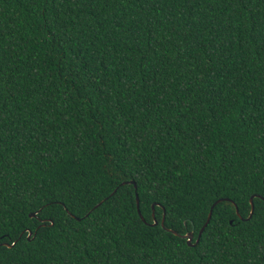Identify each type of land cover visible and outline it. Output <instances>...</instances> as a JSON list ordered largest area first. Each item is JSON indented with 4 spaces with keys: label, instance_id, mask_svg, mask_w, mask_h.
I'll use <instances>...</instances> for the list:
<instances>
[{
    "label": "trees",
    "instance_id": "obj_1",
    "mask_svg": "<svg viewBox=\"0 0 264 264\" xmlns=\"http://www.w3.org/2000/svg\"><path fill=\"white\" fill-rule=\"evenodd\" d=\"M253 195L264 0H0V264H264Z\"/></svg>",
    "mask_w": 264,
    "mask_h": 264
},
{
    "label": "water",
    "instance_id": "obj_2",
    "mask_svg": "<svg viewBox=\"0 0 264 264\" xmlns=\"http://www.w3.org/2000/svg\"><path fill=\"white\" fill-rule=\"evenodd\" d=\"M125 183H132V182H125ZM132 184H134V183H132ZM134 185H135V184H134ZM256 196L261 198V196H259V195H253V196L251 197V199H250V204H251V212H250V215H251L252 210H253V200H254V198H255ZM136 199H137V208H138L139 215L141 216V218H142L143 221H146L144 215L142 214L141 208H140V197H139V195L137 196V194H136ZM221 201H231V202H233V203L235 204V206H236V209H237V213H238V215L241 216L237 204H236L233 200H231V199H229V198H223V199H219V200H217V201L215 202V204L212 206L211 211H210L209 216H208V219H207L206 223L204 224V226H203V227L201 228V230L199 231L198 238H197V240H196L195 242H194V238H195L194 231H190V232H188V233H186V234H180V233L177 232L176 230H172V229H169V228H167V230H169V231L173 232L174 234L179 235V236H181V237H183V238H186V239H187V242H188V244H189L190 246H195L197 243H199L200 238H201V236H202L204 230L206 229L207 225L209 224V222H210V220H211V217H212V214H213L214 206H215L217 203L221 202ZM250 215L246 218L247 220H250V219H249ZM30 216H31V217H35V216H36V213H31ZM251 218H252V216H251ZM165 219H166V211H164V215H163V218H162V220H161V225H162L163 227H165ZM154 221H155V223L153 222V223H151V225H157V224H159V221H158L156 218H154ZM51 224H53V222H51ZM165 228H166V227H165ZM32 233H33V232L30 230V231H29L28 238L31 237ZM3 244H4V245H8V243H3Z\"/></svg>",
    "mask_w": 264,
    "mask_h": 264
},
{
    "label": "snow or ice",
    "instance_id": "obj_3",
    "mask_svg": "<svg viewBox=\"0 0 264 264\" xmlns=\"http://www.w3.org/2000/svg\"><path fill=\"white\" fill-rule=\"evenodd\" d=\"M124 175L126 177V180L125 181H122V185L125 182H132V183H134L135 184L136 194L138 196L139 195V185L135 183L137 178L135 176H128L127 173H125ZM261 198L264 199V197H261ZM255 214H256V206H255V201L253 200V210H252V213H251L249 219H251V216H254ZM154 223H155V221H154ZM193 225L195 226V221H193Z\"/></svg>",
    "mask_w": 264,
    "mask_h": 264
}]
</instances>
